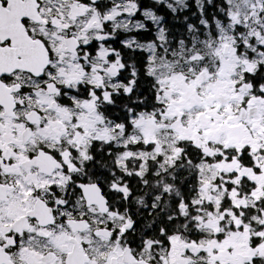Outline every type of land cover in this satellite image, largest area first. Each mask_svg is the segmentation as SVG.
Returning a JSON list of instances; mask_svg holds the SVG:
<instances>
[{
  "label": "snow or ice",
  "instance_id": "snow-or-ice-1",
  "mask_svg": "<svg viewBox=\"0 0 264 264\" xmlns=\"http://www.w3.org/2000/svg\"><path fill=\"white\" fill-rule=\"evenodd\" d=\"M0 264H264V0H0Z\"/></svg>",
  "mask_w": 264,
  "mask_h": 264
},
{
  "label": "trees",
  "instance_id": "trees-1",
  "mask_svg": "<svg viewBox=\"0 0 264 264\" xmlns=\"http://www.w3.org/2000/svg\"><path fill=\"white\" fill-rule=\"evenodd\" d=\"M142 87L145 89V95H147L148 94L147 91H146L147 85L144 84V82H142Z\"/></svg>",
  "mask_w": 264,
  "mask_h": 264
}]
</instances>
